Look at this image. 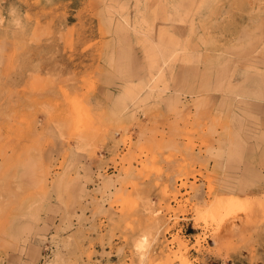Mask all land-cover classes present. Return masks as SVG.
Wrapping results in <instances>:
<instances>
[{"label": "rangeland", "instance_id": "1", "mask_svg": "<svg viewBox=\"0 0 264 264\" xmlns=\"http://www.w3.org/2000/svg\"><path fill=\"white\" fill-rule=\"evenodd\" d=\"M183 261L264 264V0H0V264Z\"/></svg>", "mask_w": 264, "mask_h": 264}, {"label": "bare ground", "instance_id": "2", "mask_svg": "<svg viewBox=\"0 0 264 264\" xmlns=\"http://www.w3.org/2000/svg\"><path fill=\"white\" fill-rule=\"evenodd\" d=\"M207 192L209 193V196H214V191L213 190H207ZM217 199V197H216ZM219 199V198H218ZM222 199V198H221ZM219 201V200H218ZM224 201V202H222ZM218 204V207H217V210H216V206ZM242 204H240L236 199L234 198H231L228 200L226 198V201H225V198H223L221 200V202L219 201V203H216L215 207H213L211 205V207L214 208V211H218L220 213L224 212V216L220 222V225L218 227V231L215 235V240L216 238L218 237V235L222 232V230L224 229H227L228 230V227L233 228V229H236L237 228V224L243 219L245 218V209L243 206H241ZM211 210V208L209 209ZM213 210V209H212ZM211 210V211H212ZM207 216V215H206ZM209 217V216H207ZM214 219V218H213ZM218 220V219H217ZM214 222H216V218L214 220ZM217 223V222H216ZM146 239V238H145ZM142 242V241H141ZM141 244V243H140ZM140 246V245H139ZM138 246V247H139ZM143 246V249L145 248L144 245ZM189 246H190V243H189ZM180 260H184L183 257H179ZM183 264H187L186 261H183Z\"/></svg>", "mask_w": 264, "mask_h": 264}, {"label": "crops", "instance_id": "3", "mask_svg": "<svg viewBox=\"0 0 264 264\" xmlns=\"http://www.w3.org/2000/svg\"><path fill=\"white\" fill-rule=\"evenodd\" d=\"M250 223H251V219H250V218H248V217L243 218V219L237 224V228H236V229H233V228L230 229V227H228V230H227V229L222 230V232L218 235V237L216 238L215 241H220L221 238H223L224 236L230 234V233L233 232V231H238V230H240L242 227L245 228V227H246L248 224H250ZM191 245H192V244H191Z\"/></svg>", "mask_w": 264, "mask_h": 264}]
</instances>
